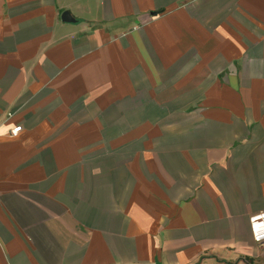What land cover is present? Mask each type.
Returning <instances> with one entry per match:
<instances>
[{
  "label": "crops",
  "instance_id": "crops-1",
  "mask_svg": "<svg viewBox=\"0 0 264 264\" xmlns=\"http://www.w3.org/2000/svg\"><path fill=\"white\" fill-rule=\"evenodd\" d=\"M260 212L264 0H0V264H264Z\"/></svg>",
  "mask_w": 264,
  "mask_h": 264
},
{
  "label": "built area",
  "instance_id": "built-area-1",
  "mask_svg": "<svg viewBox=\"0 0 264 264\" xmlns=\"http://www.w3.org/2000/svg\"><path fill=\"white\" fill-rule=\"evenodd\" d=\"M19 130H21L20 125L14 127L10 131V134L14 136ZM249 231L253 242L259 246H264V212H260L249 218Z\"/></svg>",
  "mask_w": 264,
  "mask_h": 264
},
{
  "label": "water",
  "instance_id": "water-1",
  "mask_svg": "<svg viewBox=\"0 0 264 264\" xmlns=\"http://www.w3.org/2000/svg\"><path fill=\"white\" fill-rule=\"evenodd\" d=\"M62 20L71 22L73 21V18L70 16L68 11H64L62 14Z\"/></svg>",
  "mask_w": 264,
  "mask_h": 264
}]
</instances>
